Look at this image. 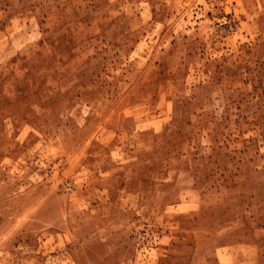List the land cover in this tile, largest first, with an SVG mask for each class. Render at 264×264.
<instances>
[{
	"label": "rangeland",
	"instance_id": "obj_1",
	"mask_svg": "<svg viewBox=\"0 0 264 264\" xmlns=\"http://www.w3.org/2000/svg\"><path fill=\"white\" fill-rule=\"evenodd\" d=\"M0 264H264V0H0Z\"/></svg>",
	"mask_w": 264,
	"mask_h": 264
}]
</instances>
